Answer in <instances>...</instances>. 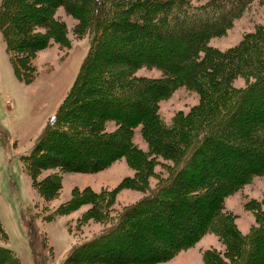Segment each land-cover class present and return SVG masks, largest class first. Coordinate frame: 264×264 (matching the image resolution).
<instances>
[{
	"label": "trees",
	"instance_id": "1",
	"mask_svg": "<svg viewBox=\"0 0 264 264\" xmlns=\"http://www.w3.org/2000/svg\"><path fill=\"white\" fill-rule=\"evenodd\" d=\"M248 1L111 0L108 16L104 0H51L43 12L27 0H1L3 41L15 67L25 72L31 54L50 39L69 44L53 6L63 5L78 18L75 34L90 36L74 83L31 150L20 155L36 194L50 199L61 188L60 172L38 178L43 168L74 169L73 162L82 165L74 170L97 171L124 157L134 169L133 176H124L113 188H73L69 199L47 209L44 220L50 222L88 204L77 224L88 219L103 223L98 232L72 244L61 264L165 261L208 232L223 248L202 250L203 264H264V193L244 202L255 217L245 233L235 214L224 208L228 194L264 173V24L225 50L208 44ZM39 23L47 27L43 35L29 30ZM82 24L90 30H82ZM140 68L161 74H138ZM238 76L246 79L242 87L233 84ZM179 87L194 91L198 101L168 123L158 103ZM110 121L115 124L111 130ZM136 128L147 149L133 141ZM49 148L51 155L45 154ZM158 157L171 164L161 163L167 174L149 187ZM121 188L148 193L112 214ZM19 217L33 264H48L52 246L47 235L39 237L30 215L20 211ZM0 235L6 237L1 221ZM15 253L0 245V264H21ZM126 255L140 257L119 259Z\"/></svg>",
	"mask_w": 264,
	"mask_h": 264
},
{
	"label": "rangeland",
	"instance_id": "2",
	"mask_svg": "<svg viewBox=\"0 0 264 264\" xmlns=\"http://www.w3.org/2000/svg\"><path fill=\"white\" fill-rule=\"evenodd\" d=\"M27 1L34 6L38 5L37 8L42 12L51 2V0ZM206 2L207 0H192L193 4L199 5ZM111 5V0H104V10L108 16L112 14ZM52 12L54 18L59 19L65 25L69 44L65 46L50 39L47 46L37 49L30 57L27 56L29 64H24L29 68L27 72L25 68L15 67L11 54L3 41L0 28V221L6 232V237L0 235V245L15 250L21 264H33V261L27 235L19 217L20 211L30 215L36 226H39L40 238L41 235H47L52 246V250L47 254L50 257L47 263L61 264L65 251L72 244L98 232L103 223L88 219L81 226L77 224V216L88 208V204H83L50 222L44 220L47 209L51 210L60 202L69 199L73 188L83 189L85 186H90L96 191L106 190L116 186L124 176L134 174V169L127 165L124 157L97 171L74 170L82 165L78 166L70 162L71 164H68L75 165L72 167L74 169L63 170L58 167H47L40 171L38 178L45 174L61 173V188L56 196L43 199L33 189L31 176L24 167L20 155L31 150L45 121L57 110L66 92L74 83L83 58L91 45L88 32L74 33L75 25L80 21L66 11L63 5L53 6ZM258 24H264V0H250L224 31L208 39V44L225 50L238 43L245 33L254 31ZM44 25H29L28 27L29 30L43 35L47 30ZM81 29L90 30L87 24L85 26L82 24ZM137 73L157 76L161 74V71L155 68H140ZM245 83L246 79L240 76L233 80L235 86L242 87ZM197 101L198 96L194 91L179 87L159 101L158 111L169 123L177 111L186 112ZM108 128L114 129V122H108ZM133 141L142 149H147L138 128L133 134ZM45 154H53V148L46 150ZM156 161L154 176H149L147 179L149 187L157 183V177L166 176L167 172L161 163L171 164L170 160L161 157H158ZM244 165L247 163L245 162ZM147 193L146 190L119 189L111 207L112 214L119 211L125 204L137 202ZM263 193L264 173L254 175L249 182L224 198V208L235 214V223L238 228L248 230L250 225L254 224L255 217L250 210L244 207V202L252 198L260 199ZM44 205L47 206L46 209L42 207ZM191 222V220H186L184 223ZM209 239L214 242L208 245ZM209 247L218 250L223 248L213 232L205 233L192 246L179 250L168 260L147 264H203L201 252ZM106 254L108 253L101 252L98 255ZM139 255L135 257L126 255L119 259H139ZM108 256L112 260V255Z\"/></svg>",
	"mask_w": 264,
	"mask_h": 264
},
{
	"label": "crops",
	"instance_id": "3",
	"mask_svg": "<svg viewBox=\"0 0 264 264\" xmlns=\"http://www.w3.org/2000/svg\"><path fill=\"white\" fill-rule=\"evenodd\" d=\"M243 233H245V232H247L248 230H245V229H242L241 227L239 228ZM249 229V228H248ZM214 242V240H210L209 239V241H208V245L209 244H211V243H213Z\"/></svg>",
	"mask_w": 264,
	"mask_h": 264
}]
</instances>
